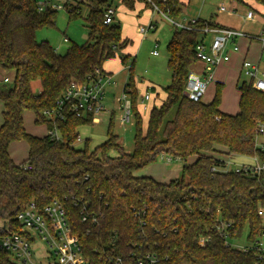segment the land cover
Masks as SVG:
<instances>
[{"label":"trees","instance_id":"trees-1","mask_svg":"<svg viewBox=\"0 0 264 264\" xmlns=\"http://www.w3.org/2000/svg\"><path fill=\"white\" fill-rule=\"evenodd\" d=\"M39 1L44 2L42 11ZM123 1L132 6L130 0ZM144 1L174 22L180 16L179 0ZM254 1L264 7V0ZM49 2L0 0V71L14 74L11 84H0V213L12 220L31 201L37 209L59 201L82 256L93 264L107 257L134 264L147 253L156 258L153 264H264V256L255 249L227 242L240 237L244 227L249 229V242L261 235L257 209L264 206V171L257 177L224 171L225 158L218 157L256 156L264 162V150L255 146L257 126L264 123V92L246 81L237 82L238 112L233 115L219 109L221 83L209 103L184 94L187 74L196 62L195 47L202 40L200 29L223 27L201 19L189 22L188 28L174 24L166 45L170 82L163 87L165 99L150 108L144 131L131 73L123 88L130 89L136 119L133 150H123L109 119L107 139L89 151L87 139L83 147L73 144L79 137L76 128L92 123L91 114L82 118L67 114L58 123L63 140L53 141L28 133L23 113L31 110L36 123L49 127L41 111L55 106L70 81H83L96 69L104 71V62L129 40L122 38L118 24H104L110 1L89 0L86 42L71 43L58 53L47 40L36 38L38 30L55 26L57 9ZM67 11L69 18L81 13L79 5ZM35 82L39 91L33 89ZM19 140L28 146L20 164H29L30 170L16 165L9 154V145ZM112 149L116 156L109 155ZM161 155L184 161L180 179L162 182L135 175ZM76 199L88 203L85 221L80 206L73 205ZM220 222L228 226L220 230ZM10 230L18 231L19 226L12 221ZM0 264L15 263L0 250Z\"/></svg>","mask_w":264,"mask_h":264},{"label":"rangeland","instance_id":"rangeland-1","mask_svg":"<svg viewBox=\"0 0 264 264\" xmlns=\"http://www.w3.org/2000/svg\"><path fill=\"white\" fill-rule=\"evenodd\" d=\"M57 5H64L65 0H54ZM75 2L78 0H74ZM85 3L79 2L81 10L79 17L69 18L67 9L61 7L57 9L55 18V26L42 28L36 32L38 41L47 40L58 53H64L71 43L84 44L87 40L88 28L85 22L87 14V6L89 0H84ZM115 8L114 23L118 24L121 30L122 38L129 40L128 45L116 52L115 56L106 60L103 68L107 71L114 73L112 77L116 85L107 91L104 101L105 110L98 115V121L89 124H83L76 128L81 141L74 143L76 148L84 146V139L88 140V150L92 151L95 147L101 145L107 139V131L109 128V119L111 121V130L113 134L118 136V143L122 146L125 152L133 150V138L135 135V118L131 122L121 124L119 121V105L117 98L122 95L123 88L129 82L130 73L135 88V101L140 112V127L144 131L147 124L149 107L152 105H159L165 99L163 87L167 86L170 82V72L167 68V51L166 45L169 41L173 31L175 30V23L187 25L192 19H205L214 20L223 26L231 27L235 30H240L243 33L249 34L251 37L258 35L264 29V8L254 0H245L247 4L232 3L231 0H179L181 6L180 16L172 23L168 17L163 16L161 13H151L149 6L145 5L144 0H133L132 6H128L123 0H109ZM73 2V0H70ZM224 5L227 9H234L236 13L221 12L219 7ZM252 9L256 16L253 20L244 19L246 10ZM155 25V28H149V22ZM212 23H215L211 21ZM216 24V23H215ZM176 25V24H175ZM218 25V24H216ZM143 26L146 32L142 34L140 27ZM177 26V25H176ZM202 36V33L199 37ZM67 41H64V39ZM212 38L211 33L205 35V42L210 43ZM155 43L158 45L154 48ZM242 41H237L241 44ZM261 44L251 39V45L248 51L247 59L252 60L256 58V54L261 49ZM230 47V46H228ZM158 52V55H153L152 51ZM259 61V69L264 72V47L261 50ZM240 54L236 53L231 55V60L225 62L217 67V73L222 80L223 86L221 88V101L219 109L226 114H236L238 112V90L236 88L237 82L245 81L243 75H239L238 63ZM120 56H125V61H121ZM197 63V62H196ZM201 64L197 63L191 66L193 71L199 72ZM131 68V71H130ZM9 74L11 76H9ZM9 76V81H4L5 84H11L13 81V71L3 73L2 78ZM262 77V75H259ZM216 77L208 84L206 93H204L201 101L209 103L213 99L217 83L221 82ZM147 83H151L154 89L151 88V96L154 101H147L143 105L141 96L145 91ZM0 84H3L0 81ZM131 97V93H127ZM0 102V119H1ZM113 114V115H112ZM173 112L169 114L171 116ZM24 127L30 134L43 135L47 133L44 123H36L34 121V113L31 110L25 111ZM262 136L258 137V142H263ZM27 142L25 140L14 141L10 144V154L16 161L24 160L27 157ZM109 155L116 156L117 151L112 149ZM225 162L228 163V169L236 168L241 164H251L253 160L250 157L240 155H222ZM167 155L159 156L155 161L149 163L144 168L139 170L141 173L152 175L159 181H169L181 178V167L184 164L182 160L168 161ZM193 158L187 160L191 163ZM249 229L244 227L240 237L235 239H228L227 242L234 247L240 248L241 246L249 243L248 239ZM260 242L264 249V235L260 237ZM33 261H37V257H32Z\"/></svg>","mask_w":264,"mask_h":264},{"label":"built area","instance_id":"built-area-1","mask_svg":"<svg viewBox=\"0 0 264 264\" xmlns=\"http://www.w3.org/2000/svg\"><path fill=\"white\" fill-rule=\"evenodd\" d=\"M39 10L44 9V2L39 1ZM54 9H59L61 5H50ZM154 11L168 17L166 12L160 11L156 6ZM221 12L236 13L234 9H227L221 5L218 9ZM115 10L108 7L104 12V24L109 25L114 22ZM255 12L252 9L246 10L244 19H255ZM169 18V17H168ZM172 23H175L169 18ZM179 28H188L187 25L175 23ZM140 32L144 34L146 29L141 26ZM202 35L207 33L212 34L209 44L203 39L196 44L195 59L197 63L202 64V69L199 72L193 71L191 68L187 74V80L184 87L185 96L192 101H200L206 92L208 84L213 80L216 68L222 63L228 62L230 59L228 46L231 51L237 52L239 45L237 39L246 38L248 40L255 39L261 44V50L264 47V29L256 36L251 37L247 33L233 28H209L200 29ZM158 45L155 43L154 48ZM153 55H158L157 51L152 52ZM195 62V63H196ZM240 75H243L245 81L250 83L251 87L264 92V72L259 69V60L253 62L249 59H242L240 66ZM259 75H262L260 77ZM4 81H8L7 78ZM115 82L112 80V75L99 69L94 70L85 80H72L68 83L62 95L57 99L54 107L44 109L41 115L50 121V126L47 127L46 135L53 141H62L63 137L58 126L60 121H64L67 114H72L75 117L82 118L91 114V121H98V115L105 110L104 101L106 94L111 85ZM130 89L127 92L123 90L121 96L117 98L120 115L119 121L121 124L131 122L133 119V110ZM150 99L149 93H144L141 96V104ZM264 138V123H259L255 135V146L264 150L263 142H258V137ZM77 141H81L78 137ZM253 162L251 164H241L233 169H228L226 165L224 171L233 170L242 172L252 177H257L264 171V162L260 161L256 156L250 157ZM170 162V158H167ZM24 170H30L29 164H17ZM73 205L80 206L82 220L85 221L89 217L87 210V202H79L74 200ZM257 215L261 220V235L253 242L241 246L243 250L255 249L259 256H264V249L260 242V237L264 235V206L257 209ZM93 221L95 218L91 216ZM12 221L19 226L18 231H11ZM228 224L220 222L218 229H225ZM0 229L7 233L0 234V250H4L8 254V258L15 264H93L85 259L80 252V244L78 238L72 235L71 227L65 216L63 205L54 200L42 209H37L33 201L29 202L25 208L18 212L12 220L6 215L0 213ZM36 256L37 261H33L32 257ZM156 258L152 254H145L141 258H137L134 264H153ZM98 264H132L125 262L121 258L107 257L106 260L100 261Z\"/></svg>","mask_w":264,"mask_h":264},{"label":"crops","instance_id":"crops-1","mask_svg":"<svg viewBox=\"0 0 264 264\" xmlns=\"http://www.w3.org/2000/svg\"><path fill=\"white\" fill-rule=\"evenodd\" d=\"M131 2H129V4L131 3H133V0H130ZM232 1V3H239V4H244V5H246L247 4V2L245 1V0H231ZM65 3H64V8L65 9H67V8H70V7H73V6H76V5H78L79 4V2L80 3H85V1L84 0H78V1H74L73 0V2H70V0H65L64 1ZM48 5H57V2L56 1H54V0H51V2H49V4ZM145 5H146V3H145ZM247 5H249V7L251 6V4H247ZM146 6H148V5H146ZM110 7H112L114 10H115V8H114V6H113V4L112 3H110ZM150 8V7H149ZM264 8V7H263ZM150 10H151V13L152 14H154V13H157V11H154L153 9H151L150 8ZM236 11V10H235ZM237 12V11H236ZM159 13V12H158ZM195 20H198V19H192L190 22H194ZM201 20H205V19H201ZM206 21H213V22H215L216 24H218L219 26H221V27H223V28H231V27H226V26H223V25H221L220 23H218V22H216V21H214V20H206ZM182 25H185V24H182ZM149 28H155V25L152 23V21H150L149 22ZM202 37V39L205 41V35H202L201 36ZM64 41H67V39L65 38L64 39ZM237 41H242V43L241 44H238L239 45V50L237 51V52H235V51H231L230 50V47H228V51H229V55H230V59H229V61L231 60V55L232 54H236V53H241L240 54V60H239V63H238V70H239V72H240V66H241V61H242V59H247V55H248V51H249V48H250V45H251V40H248V39H246V38H239V39H237ZM261 46H259V48H260ZM154 51V50H153ZM152 51V52H153ZM261 49L259 50V53L258 54H256V58H254V59H252L251 61H253V62H256V61H260V56L262 55L261 54ZM153 54V53H152ZM228 61V62H229ZM194 64H197V63H194ZM193 64V65H194ZM199 64H201V63H199ZM222 64H224V63H222ZM202 65V64H201ZM104 69V68H103ZM202 69V66H201V68L199 69V71ZM104 71L106 72V73H109V74H111L112 75V77L114 76V73L113 72H111V71H106L105 69H104ZM3 71H0V81L2 82V83H4V79L5 78H7L8 79V81L10 80V77L9 76H11L10 74H9V76L7 77V76H5L4 78H2V75H3ZM239 75H240V73H239ZM217 76V80H220L221 78H220V76H219V74L217 73V68H216V70H215V73H214V77H216ZM221 82H219V83H221L222 85H223V83H222V80H220ZM116 85V83H114L113 85H111V87L109 88V91L111 90V88H113L114 86ZM154 89V86L153 85H151V83H147V86L145 87V91L143 92V94L144 93H149L150 94V99L148 100V101H154V99L152 98V96H151V92L149 91V89ZM33 89H34V91H39V89H40V87H39V84L37 83V82H35L34 84H33ZM206 93V92H205ZM238 97H239V93H238ZM163 101V100H162ZM161 101V102H162ZM161 102L159 103V105L161 104ZM2 104V103H1ZM144 104V103H143ZM142 104V105H143ZM159 105H157V106H159ZM237 105H238V99H237ZM152 106H155V105H152ZM151 106V107H152ZM151 107H149V108H151ZM2 109H3V107L1 108V112H2ZM150 110V109H149ZM24 116H25V111H24V113H23V124H24ZM35 119H36V116H35V114H34V121H35ZM1 122H2V116H1V119H0V124H1ZM44 126L46 127V129H47V124H44ZM25 128V127H24ZM26 130V129H25ZM32 135H34V136H38L37 134H32ZM46 135V132L43 134V135H39V137H43V136H45ZM83 142H84V140H83ZM74 145V144H73ZM10 146V145H9ZM79 148V147H78ZM27 149H28V147H27ZM8 150H9V148H8ZM9 154H10V150H9ZM10 156H11V154H10ZM11 158H12V160L14 161V163L17 165V164H20L22 161H24V160H21V161H16L15 160V158H13L12 156H11ZM221 158H224V157H221ZM135 175H139V176H142V175H145V176H150V177H152V178H154L152 175H150V174H147V173H141V171L139 172V171H136L135 172ZM155 180H157V181H159L158 179H156V178H154ZM164 182H166V181H164Z\"/></svg>","mask_w":264,"mask_h":264}]
</instances>
